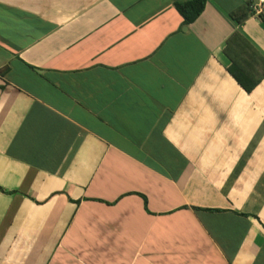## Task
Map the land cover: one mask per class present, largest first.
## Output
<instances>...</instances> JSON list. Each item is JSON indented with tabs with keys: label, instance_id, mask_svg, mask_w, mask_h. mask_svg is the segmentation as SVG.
I'll use <instances>...</instances> for the list:
<instances>
[{
	"label": "crops",
	"instance_id": "0c3cea01",
	"mask_svg": "<svg viewBox=\"0 0 264 264\" xmlns=\"http://www.w3.org/2000/svg\"><path fill=\"white\" fill-rule=\"evenodd\" d=\"M187 1L0 0V264H264V15Z\"/></svg>",
	"mask_w": 264,
	"mask_h": 264
},
{
	"label": "trees",
	"instance_id": "16d2710c",
	"mask_svg": "<svg viewBox=\"0 0 264 264\" xmlns=\"http://www.w3.org/2000/svg\"><path fill=\"white\" fill-rule=\"evenodd\" d=\"M206 2L207 0H190L187 2H179L177 3V8L184 16L185 21L187 23H191L203 12ZM230 72L236 78L239 84L248 92H251L257 84L250 81L246 74L235 65L230 67Z\"/></svg>",
	"mask_w": 264,
	"mask_h": 264
},
{
	"label": "built area",
	"instance_id": "2783aa9c",
	"mask_svg": "<svg viewBox=\"0 0 264 264\" xmlns=\"http://www.w3.org/2000/svg\"><path fill=\"white\" fill-rule=\"evenodd\" d=\"M251 4L253 14L257 16L264 15V0H248Z\"/></svg>",
	"mask_w": 264,
	"mask_h": 264
}]
</instances>
